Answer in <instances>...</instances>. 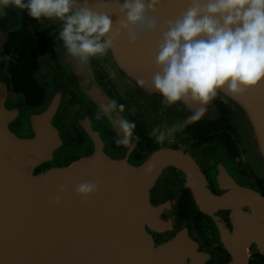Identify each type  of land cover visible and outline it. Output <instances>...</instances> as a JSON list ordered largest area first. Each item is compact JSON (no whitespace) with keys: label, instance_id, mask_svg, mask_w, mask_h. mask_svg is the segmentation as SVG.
<instances>
[{"label":"water","instance_id":"water-1","mask_svg":"<svg viewBox=\"0 0 264 264\" xmlns=\"http://www.w3.org/2000/svg\"><path fill=\"white\" fill-rule=\"evenodd\" d=\"M90 3L99 6L103 0ZM110 3L107 11L118 21L116 0ZM188 6L190 0H164L154 14L166 22ZM17 15L18 9H5L0 13V27ZM161 40L162 33H148L143 43H133L125 33L110 50L114 55L110 62L120 63L126 73L144 76L151 84L158 71L154 53ZM67 67L86 77L84 82L79 77L82 87L103 90L101 104L108 102L107 86L94 79V65H81L66 50L51 69L55 85L70 72ZM55 88L47 105L27 113L31 125L39 123L31 139L20 136L25 130L22 127L11 128L18 109L0 106V264H212L190 228L171 229L161 218L160 208L141 192L142 186L147 190L151 185L149 171L130 164L131 148L122 144L124 154L113 153L106 129L112 127L118 138H123L116 123L123 117L117 113H103L95 121L77 116L75 122L89 137L87 143L77 148L69 166H42L45 162L54 164L53 154L60 151L64 137L56 119L64 97ZM217 96L232 107L250 158L264 176V83L240 95L225 88ZM101 104L90 107L100 110ZM158 157L150 156L146 164ZM38 166L40 172H36ZM85 182H100L99 191L87 197L78 194L76 188ZM60 185L65 186L63 191ZM247 199L250 204L264 206V198ZM197 201L201 210L212 213L214 206L226 207L231 198ZM168 229L173 236L164 240ZM232 264H241V257Z\"/></svg>","mask_w":264,"mask_h":264},{"label":"flooded vegetation","instance_id":"flooded-vegetation-1","mask_svg":"<svg viewBox=\"0 0 264 264\" xmlns=\"http://www.w3.org/2000/svg\"><path fill=\"white\" fill-rule=\"evenodd\" d=\"M14 22L12 27L7 23L0 27V106L18 109L11 128L22 127L25 130L20 136L31 139L39 123H29L28 111L47 105L54 88H59L64 98L56 119L63 142L57 159L56 152L53 154L54 164L45 162L42 166H69L77 148L89 140L75 118L95 121L103 117L98 108L90 107L103 102V90L79 85V77L83 82L86 77L74 67H67L70 72L65 78L55 76L58 84L53 82L51 69L65 52L57 39L62 30L58 21L39 22L26 10H18ZM112 56L109 50L103 57L92 58L90 64L95 67L94 79L107 86L108 101L114 99L124 105L123 113L111 114L117 113L136 125L133 137L139 136V141L133 139L128 161L149 171L151 181L149 189L142 186L141 192L160 208L161 218L171 229L190 228L212 264H232L240 257L241 264H264V206L250 204L247 199L264 198V176L250 158L232 107L217 96L200 121L158 144L151 136L154 128L166 130L183 123L199 105H166L159 91L139 86V79L147 81L144 76L126 73L120 63L110 62ZM106 130L113 153L122 156L124 149L116 145L117 134L112 127ZM154 154L159 157L147 165ZM40 171L38 166L36 172ZM197 198H231V203L214 206L212 213H207L201 210ZM172 236L170 229L163 233L164 240Z\"/></svg>","mask_w":264,"mask_h":264},{"label":"clouds","instance_id":"clouds-1","mask_svg":"<svg viewBox=\"0 0 264 264\" xmlns=\"http://www.w3.org/2000/svg\"><path fill=\"white\" fill-rule=\"evenodd\" d=\"M119 18L114 21L110 0L96 6L90 0H0V13L16 8L34 20L58 21L57 39L67 54L81 65L105 56L117 39L127 34L133 43H143L148 33H162L154 53L158 71L151 85L137 83L149 91H159L166 105L177 102L199 105L183 123L151 136L162 144L178 131L200 121L220 90L240 95L264 83V0H190V6L174 20L162 22L154 13L164 0H116ZM166 23V30H164ZM118 25V26H117ZM102 113L124 112L116 100L101 104ZM124 133L116 145L131 147L136 125L127 119L116 121ZM60 185V190H64ZM100 182H85L76 188L82 196L99 191ZM57 197V202L59 201Z\"/></svg>","mask_w":264,"mask_h":264},{"label":"rangeland","instance_id":"rangeland-1","mask_svg":"<svg viewBox=\"0 0 264 264\" xmlns=\"http://www.w3.org/2000/svg\"><path fill=\"white\" fill-rule=\"evenodd\" d=\"M17 18H18V15H17V16H15L13 20H11V21H8V23H7V22H4V25H3V26H5V23H7V26H8V28H9V27H12V26H13V24H12V25H10V24H11V23H13L14 21H16V20H17ZM14 23H15V22H14ZM55 157H56V159L58 158V156H57V155H55ZM56 159H55V160H56Z\"/></svg>","mask_w":264,"mask_h":264}]
</instances>
